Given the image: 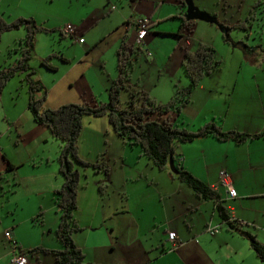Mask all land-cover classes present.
Segmentation results:
<instances>
[{
  "label": "crops",
  "instance_id": "1",
  "mask_svg": "<svg viewBox=\"0 0 264 264\" xmlns=\"http://www.w3.org/2000/svg\"><path fill=\"white\" fill-rule=\"evenodd\" d=\"M146 2L148 1H144L142 6L149 8L150 2ZM140 3L142 0L138 1V4ZM170 3L172 10L166 18H158L156 24H150L149 19H146H148L149 26L154 25L153 30L161 31L158 32L160 34L165 33L163 35L175 36L178 38V42H183V45L180 46L181 60L183 56L182 47L193 50L195 46L192 40L208 43L210 29L207 28H214L215 26L212 27L211 23L213 22L211 21L196 18L192 34L179 38L175 35L180 24L177 14L181 11L185 17L187 6L182 5L179 0H170ZM72 11L74 13L66 17H52L53 19L49 21L48 25L55 29L53 32H39L36 35L35 49L43 40V34H48L51 35L49 36V52L55 53V41L53 39L57 33L59 41L62 40L67 44L69 40L78 42V50L82 52V55L76 58L74 55L66 56L64 50H60L61 56L65 60L57 57L52 58L50 63L56 67L55 70L45 67L46 71L41 66L36 68L31 64L35 69L33 77L40 80L48 91L44 104L51 108L70 102L89 101L87 103H94L99 100L95 97L96 89L94 87L80 90L79 86L74 87L73 81L77 79V74L72 73L71 75V72L79 64L77 62H86L84 59L99 41H105V44L110 41V45L115 47L117 60L116 50L119 47L121 37L125 31H129L131 24L127 22L124 29V25H120L119 22L106 20L97 29H94L97 22L100 21L95 19V8L88 12L86 5L82 4L76 6ZM103 17L104 19L108 18L105 15ZM254 17L255 12L253 11L251 20ZM170 20L173 21L168 27H161L162 24H166ZM237 21L239 22V20ZM231 23L232 25L236 24V22ZM231 23L222 24L230 26ZM66 24H71L74 27L75 35H67L64 29ZM251 26L252 24H250L249 29ZM104 27H109L107 30L109 32L107 35H100L106 30ZM115 27L117 28L114 29ZM90 28L93 32L91 35L89 34L90 38H93L92 41L89 40L88 36H85V32ZM62 29L64 30L63 35L60 33ZM112 29L114 30L111 32ZM218 30L219 28L216 26L215 30L212 29V33L218 35ZM220 30L222 33L224 32L222 29ZM22 34L25 35L23 28L12 33L13 37H17L13 39L14 45H16L18 38L22 39ZM79 38H82L83 42H79ZM143 40L140 45L144 43ZM126 42L128 45L137 44L130 41V36ZM59 43L62 44V42ZM17 48L13 49L14 56H10L11 60L6 66L14 63L19 57ZM34 53L35 50L33 55ZM260 56H262L261 63H264V52L261 49L257 53H252L248 59L252 64L260 63L257 61ZM37 57L38 60L43 59L42 56ZM89 66L90 63L87 67ZM62 67L66 70L61 76L64 78L57 79L54 77L56 75L54 71H58ZM219 71H213L206 75L193 90L190 102L181 110L180 120L183 125L188 130L195 131L204 122L218 118L224 131L233 129L247 133L264 131V69L257 68V71L253 72L252 84L246 83L247 79L244 77L239 83L238 77L232 83L227 77L226 83H224ZM215 72L220 74V76L217 75V88L222 89L221 93L225 91L228 97L226 102L219 99L217 104L212 105V108L205 115H202L199 109H190L189 106L196 100L202 99L204 95L202 82H210L207 80ZM16 76H21L22 86L27 87L23 81L24 74ZM174 77L175 75L171 74L170 78ZM260 78L263 79L262 84ZM65 79L67 81L63 83L62 81ZM111 82L106 84V91ZM187 84L188 78L186 76L176 81L173 80L171 82L172 90L167 94V97L173 94L175 85L183 87ZM231 86L232 92L229 94L226 90H229ZM215 89L210 87L207 91V100H210ZM237 90L239 92L234 97ZM245 90L250 94L249 101L261 111L238 110L237 106L242 100L241 94ZM87 93L90 98L86 101L83 95ZM41 94L42 92L37 95L40 96ZM150 94L161 103L166 99L160 96V92L155 94L150 91ZM27 96L29 99L28 91ZM27 109L29 110L28 100ZM33 122L36 125H32V128L23 131L20 134V140L26 146L34 144L37 138H41L47 144L51 138L48 128L34 120ZM78 148L79 155L85 161L96 164L103 163L108 167V176L105 179L108 188L104 194L100 195L97 191V184L103 179L100 171L88 174L87 181L84 182V186L78 192L76 219L83 230L73 233V240L78 247L83 249L88 261L100 264H259L261 262L249 247L248 242L222 222L214 199L198 197L186 183L173 176L176 173L172 172L173 174H171L170 168L169 170L158 169L148 158L140 155L138 147L126 145L114 130L107 116L83 115ZM56 153L57 151L54 155ZM175 154L189 172L204 181L218 194L219 203L225 208L228 217L245 222L246 224L240 227L253 232L250 229L252 226L250 223H255L258 218L253 214L264 215V208L254 209L250 205V199L264 197V139L255 138L237 144L232 140L219 141L212 136H201L192 141L177 144ZM37 156L41 161L40 165L43 159L46 161L52 159V156L45 152L40 144L33 149L28 160ZM50 168L49 175L41 180L36 189V203L39 208L38 211L44 209L45 213L47 211L50 214L54 212L56 220L51 214V219L48 222L49 229L52 231L59 220L58 208L54 202V191L61 186L63 177L57 166L52 165ZM220 171H225L228 174L236 192L234 198L227 195L220 180ZM89 188L93 190V200L90 203V212L84 217L80 213V200ZM44 197L47 199L46 202H43ZM207 225L220 226L214 235H208L204 233ZM171 230L175 231L179 245L170 251L168 250V232ZM257 235L259 236V234ZM44 247L57 249L61 247V244L56 239V243Z\"/></svg>",
  "mask_w": 264,
  "mask_h": 264
},
{
  "label": "rangeland",
  "instance_id": "2",
  "mask_svg": "<svg viewBox=\"0 0 264 264\" xmlns=\"http://www.w3.org/2000/svg\"><path fill=\"white\" fill-rule=\"evenodd\" d=\"M138 1L139 0H0V14L6 21L14 20L17 17H31L36 13L50 16V18L54 16L66 17L74 13L72 9L83 4L86 5V9L89 10L88 12H90L92 8L96 9L95 19H99L100 21L97 22V26L94 29H97V27L102 25L106 20L119 22L120 25H124V29L127 22H130L128 37L130 36V41L135 43L134 38L137 31L136 24L139 18H148L150 24H156L159 19L166 18L172 10L170 0H142L140 4H138ZM144 1H148L146 3L150 2L151 6L149 8L142 6ZM190 1L197 14L206 13L212 19L215 18L211 25H213L212 27L217 26L219 28L218 35L212 33V29L215 30V27L207 28L210 29L208 33L209 41L205 43L212 46L215 50L216 57L222 60L219 73L222 75L224 83H226L227 77L230 78L231 83L236 77H238V83L241 81L242 77H244V79H247L246 83L250 82L252 84L253 72L257 71V68L264 69V63L260 61L262 56L257 60L260 61V63L252 64L248 59L252 53L259 52V47L264 44V0H260L258 4H256L257 0ZM253 11L255 12V17L251 20ZM103 15L108 16V18L104 19ZM246 17H248V21L245 22V25H247L246 29L235 28L230 31H225L223 37V33L220 30L221 28L218 25L219 23H237V20L243 21ZM194 20L196 22V19ZM172 21L173 20H170L166 22V24H162L161 27H168ZM250 24H252V26L249 29ZM230 26H232V23ZM152 27H154V25H148L149 30L147 36L143 40L144 43L142 45L138 43L136 46V48L140 47V49H138V56L137 59L134 60L133 68L129 72V81L136 87L147 91L151 97L152 94H150V91L155 94L160 92V96L166 98L164 99V102H166L171 97H167V94L172 90L171 82H173V80H179L181 77L185 78L180 63V46L183 45V42H178V38L175 36L160 34L158 32L161 31H155ZM104 28L106 30L100 35H107L109 32L107 31L109 27ZM116 28L117 27L114 29ZM114 29H112L111 32ZM19 30H22V28H19ZM15 31H17V29L4 32L0 36V69L10 62V56H14L13 49L20 46L18 43V41H20L19 38L17 39L16 45L13 44V39L17 38L12 36V33ZM91 33H93L92 28L85 32V36H88L90 41L93 40V38H90ZM55 34L56 36L53 39L55 41V56L52 58L57 57L60 59V50L62 49L66 56L74 55L78 58L82 55V52L78 50V42L69 40L68 44L67 42L64 43L62 40L59 41L58 34ZM43 35L44 38L35 49L34 58L32 57L30 64L36 68L41 66L45 69L44 65H40L41 60H38L37 56H42V58H44L50 54L49 36L51 35ZM21 36L22 38L24 37L23 34ZM59 42H62V44ZM99 42L84 59L86 62H77L79 64L72 70L71 75L72 73L74 75L77 74V79L73 81L74 87L79 86V90L94 87L96 89L95 97L100 101H107L108 94L105 86L118 75L115 47L110 45V41L106 44L105 41ZM192 43H194L195 49L199 42L192 40ZM253 49L255 50L253 51ZM59 59L57 60L59 61ZM50 60L48 61L49 63ZM89 63L90 66L87 67ZM64 70L65 68L62 67L58 71H54L55 73L52 72L56 74L53 76L57 77V79L61 78ZM219 73L215 72L211 74V78L207 80L210 82H202V92L204 95L202 99L196 100L194 103L190 104V109L197 108L201 111L202 115H205L206 112L212 108V105L220 101L219 99H221L222 102H226L228 96L225 94V91L221 93L220 91L222 89L216 86V82L218 81L217 75L220 76ZM171 74L175 75L172 79L170 78ZM16 75L6 83L2 90H0V264L10 263L11 257L13 256L14 241L17 242L19 247L27 250L35 246L44 247L54 244L57 239L55 237L57 225L54 230L50 231L48 223L51 219V214L56 220L53 214L54 212L50 214V212L47 211V213H45L43 209L41 210V222H33L32 220L39 209L36 203V189L40 185L41 180L44 179L46 175H49L48 171L51 169L50 167H52V165L57 166L58 169L56 157L60 142L52 135L47 144L43 142L41 138H37L34 144L28 146L24 145L23 141L20 140V134L36 124L33 122V116L30 110L27 109L28 88L22 86L20 82L21 76ZM63 78L64 77L61 79ZM259 80L262 84L263 79L260 78ZM65 81H67V79L62 82L65 83ZM210 87L216 89L212 97H210V100H207L206 95ZM68 88H70L69 85ZM231 89L232 86L226 91L230 94L232 92ZM238 92L239 90L235 92L234 97H236ZM249 95L247 90L243 91L241 94L242 100L237 106L238 110L248 112L252 110L256 112L261 111V109L249 101ZM83 97L87 101L90 95L87 93L84 94ZM120 98L123 103L128 99V91L126 89L121 90ZM215 121L221 124L218 118ZM39 144L45 152L52 156L50 161L43 159L41 165L38 156L28 160L30 153ZM55 151H57V153L54 155ZM3 156L15 166L13 170H7V165ZM37 166L40 167L38 168ZM85 173L87 177L88 174L93 173V170L87 169ZM85 176L83 182L87 181ZM92 200L93 190L89 188L82 195L80 200V213L84 217L90 212V203ZM46 201L47 199L44 197L43 202ZM250 201L252 208H264V197L252 198ZM76 215L77 212H75V216ZM253 215H256L258 218L255 223H250V226L252 225L250 229L256 235L259 234L257 238L264 243V215L261 216L257 213ZM7 230L11 231V241L5 236V231ZM37 263L54 264V257L51 254L38 253L29 260L28 264ZM260 263L261 262H259V264Z\"/></svg>",
  "mask_w": 264,
  "mask_h": 264
},
{
  "label": "trees",
  "instance_id": "3",
  "mask_svg": "<svg viewBox=\"0 0 264 264\" xmlns=\"http://www.w3.org/2000/svg\"><path fill=\"white\" fill-rule=\"evenodd\" d=\"M179 2L185 5L184 0H179ZM258 3L259 1L256 4ZM177 17L180 24L175 35L179 38L190 36L195 26V20L186 19L181 11ZM51 19L50 16L35 14L31 17H17L14 20L6 21L0 14V36L10 30L25 29L24 37L18 41L20 44L17 48L19 57L14 63L0 69V90L16 74H24L23 78L29 93L28 108L33 120L46 126L51 135L60 142L56 159L58 170L63 177L61 186L54 191V202L59 211L55 237L61 247L52 249L36 246L24 250L16 246L17 250L32 258L38 253L51 254L54 257V264H100L87 261L85 253L73 240V233L83 230L77 222L75 212L78 192L84 186L85 171L92 169L93 172L100 171L102 173L103 179L97 184V191L100 195L104 194L108 188L105 181L108 176V167L103 163L87 162L78 153L82 117L89 114L107 116L125 144L138 147L140 155L148 158L160 170H169L168 160L172 155L177 173L171 172V174L186 183L198 197L214 199L222 222L244 238L256 257L264 264V243L257 238L255 233L240 227L245 225V222L237 219L230 220L225 208L219 203L218 194L204 181L189 172L175 154L177 144L189 142L201 136H212L219 141L232 140L237 144L255 138L264 139V131L258 133H247L235 129L224 131L215 120L204 122L195 131L188 130L181 122V110L190 102L193 90L206 75L221 69L222 60L216 57L213 47L203 42H199L194 50L182 47L183 56L180 63L188 78V84L183 87L175 85L171 97L161 103L153 99L147 91L130 83L129 72L133 68L134 60L137 59L140 47L136 48L137 44H127L128 31H125L116 50L118 75L107 89L108 100H98L94 103L70 102L51 108L44 104L48 91L40 80L33 77L35 69L30 64L36 46L37 33H50L55 30L48 25ZM247 21L248 17L232 26L221 23L218 25L224 31V37L225 31L235 28L244 29ZM62 32L64 33L63 29L60 31L63 35ZM54 56V53H50L41 60V63L47 69L55 70L56 67L48 62ZM60 58L65 60L63 56ZM122 89L128 91V99L124 103L120 98ZM40 92L42 94L38 96L37 94ZM3 159L6 162L7 170L15 168L4 156ZM41 218L42 211L39 210L32 221L41 222Z\"/></svg>",
  "mask_w": 264,
  "mask_h": 264
},
{
  "label": "built area",
  "instance_id": "4",
  "mask_svg": "<svg viewBox=\"0 0 264 264\" xmlns=\"http://www.w3.org/2000/svg\"><path fill=\"white\" fill-rule=\"evenodd\" d=\"M136 27H137V31L135 34V42L138 44L142 42V40L144 39V37L146 36L149 30L148 19L139 18L137 21ZM64 29H65V32L69 34L70 36L75 35L74 27L71 24H66ZM78 41L83 42V39L79 38ZM260 49L261 51L264 52V44L261 45ZM220 180H221L222 185L226 189L227 195L230 198H234L236 196V192L234 188L232 187L228 174L225 171H220ZM229 219L234 220V218H231V217H229ZM219 226L220 225H214V226L207 225L204 229V233H207L208 235H214L218 231ZM5 236L9 239V241L12 240L10 231L8 230L5 231ZM168 241H169L168 250L171 251L177 248V246L179 245V242L177 241V236H176L175 231L171 230L168 232ZM16 246L18 245L16 241H14L13 242V248H14L13 256L11 257L9 264H28L29 259L32 257L24 252H20L19 250H17Z\"/></svg>",
  "mask_w": 264,
  "mask_h": 264
},
{
  "label": "water",
  "instance_id": "5",
  "mask_svg": "<svg viewBox=\"0 0 264 264\" xmlns=\"http://www.w3.org/2000/svg\"><path fill=\"white\" fill-rule=\"evenodd\" d=\"M185 6H187V10H186V14L187 15L185 16L186 19H193L194 20L196 18H199V19H203V20H207V21L214 22V20H212V18L209 17V15L206 14V13L197 14L194 11V8L192 7V4H191V1L190 0L185 1ZM171 156L172 155L169 156V160H168L169 168H170L171 172L177 173V170L174 167L173 160H172V157Z\"/></svg>",
  "mask_w": 264,
  "mask_h": 264
}]
</instances>
